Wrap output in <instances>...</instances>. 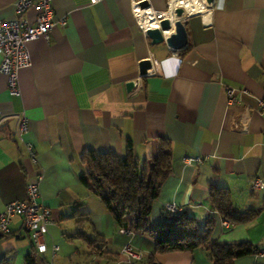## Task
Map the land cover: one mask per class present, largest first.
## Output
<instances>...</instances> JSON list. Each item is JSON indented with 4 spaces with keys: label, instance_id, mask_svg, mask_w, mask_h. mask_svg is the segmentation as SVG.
I'll return each mask as SVG.
<instances>
[{
    "label": "crops",
    "instance_id": "1",
    "mask_svg": "<svg viewBox=\"0 0 264 264\" xmlns=\"http://www.w3.org/2000/svg\"><path fill=\"white\" fill-rule=\"evenodd\" d=\"M142 1L167 9L168 0ZM16 2L0 0V21L17 17ZM132 4L54 0L55 20L66 18V24L58 23L50 41L29 43L32 64L19 72L21 96H11L0 72V212L25 199L28 182L38 175L52 211L48 251L37 252L22 217L15 216L11 235L0 238V263L28 264L32 253L35 264H214L202 248L153 255L151 239L132 229L133 236L121 233L124 227L82 182L89 171L82 161L86 152L123 158L131 142L140 163L171 149L172 170L154 202L152 224L165 219L170 202L201 222L214 215L213 242L248 244L235 264H264V189L251 188L254 178H264V0H224L223 6L214 0L202 12H187L182 19L189 43L181 50L152 44ZM36 14V8L28 12L31 20ZM173 54L182 64L169 79L162 62ZM145 58L159 64L139 78ZM130 81L135 86L128 90ZM226 85L237 90L239 102L228 103ZM22 112L37 164L15 136ZM187 156L202 161L188 165ZM212 186L230 190L238 209L258 216L224 225L210 205ZM128 243L136 257L122 251ZM53 244L60 246L56 256Z\"/></svg>",
    "mask_w": 264,
    "mask_h": 264
},
{
    "label": "trees",
    "instance_id": "2",
    "mask_svg": "<svg viewBox=\"0 0 264 264\" xmlns=\"http://www.w3.org/2000/svg\"><path fill=\"white\" fill-rule=\"evenodd\" d=\"M126 155L121 158L114 152L91 154L86 152L82 161L88 173L82 182L105 203L107 209L120 227L132 229L136 236L151 239L153 255L174 252L195 251L202 248L209 253L214 264H235L246 251L247 243L222 244L212 241L215 216L204 222L186 211H166L165 219L152 224L154 202L159 196L162 184L172 170V153L169 147L140 163L135 157L133 145L129 142ZM209 201L214 212L232 223H248L258 216L257 210L242 211L233 201L230 190L212 186ZM28 264H35L34 255H27ZM153 261V256L150 258ZM0 264H9L2 261ZM157 264V263H154Z\"/></svg>",
    "mask_w": 264,
    "mask_h": 264
},
{
    "label": "built area",
    "instance_id": "3",
    "mask_svg": "<svg viewBox=\"0 0 264 264\" xmlns=\"http://www.w3.org/2000/svg\"><path fill=\"white\" fill-rule=\"evenodd\" d=\"M101 1L103 0H90L91 4ZM178 1H181V4L173 5L172 0H168L167 9L165 11H158L150 6L149 3L144 4L142 0H133L132 13L136 23L147 36L146 32L151 26L145 24L146 18H149V23L153 21L156 23V27H160V22L165 18H172V14L174 17L176 15L175 10L179 7L183 8V2H186L187 0ZM197 1L201 5L199 12L206 10L208 4L203 0ZM53 2L54 0H17V17L13 20L0 21V53L2 56L0 72L8 77V87L11 96L17 97L22 94L19 72L21 69L29 67L32 64L29 43L37 38H44L46 41H50L53 29L58 23L63 25L66 24V18L59 22L55 20ZM32 8L37 9V14L33 20L28 16V12ZM187 14L188 13L184 9L182 17ZM150 59L153 67L149 74H151L155 69V66L159 64L157 59ZM141 77L142 76L139 78ZM224 91L229 104H235L240 101L238 92L235 88L226 85ZM261 105L264 107V100L261 101ZM16 116L17 127L15 136L17 140L25 144L29 156L32 161L37 164L38 157L35 147L25 139V135L29 131V118L25 112L18 113ZM4 120L5 117H3L0 122H3ZM201 161L202 158L200 156H187L183 158V162L188 165H193ZM42 178V175H38L35 181L28 182L26 198L9 202L6 204L3 211L0 212V238L11 235L12 230L10 225L12 219L15 216H21L24 227L31 235L37 252L41 254L48 251V225L52 222V211L44 203L40 192ZM251 188L254 191L264 189V178H254ZM165 210L176 214L181 212L182 208L176 203L170 202L165 204ZM224 225L228 226L229 222L225 220ZM120 232L128 236L134 235V232L127 228H123ZM59 250V245H52L51 252L53 256H56ZM122 251L136 257L129 243L124 246Z\"/></svg>",
    "mask_w": 264,
    "mask_h": 264
},
{
    "label": "water",
    "instance_id": "4",
    "mask_svg": "<svg viewBox=\"0 0 264 264\" xmlns=\"http://www.w3.org/2000/svg\"><path fill=\"white\" fill-rule=\"evenodd\" d=\"M206 4L212 3L214 0H203ZM175 16L173 18H165L160 22V27L148 28L146 34L151 39L152 44H159L166 42V44L174 50H181L187 47L189 43V36L186 26L183 22L182 16L184 9L179 7L175 10ZM174 27L173 32H167L164 34V30H168ZM152 61L150 58L141 60L139 64L140 76L144 77L150 73L152 69ZM135 86V82L130 81L127 83V89L131 90Z\"/></svg>",
    "mask_w": 264,
    "mask_h": 264
},
{
    "label": "clouds",
    "instance_id": "5",
    "mask_svg": "<svg viewBox=\"0 0 264 264\" xmlns=\"http://www.w3.org/2000/svg\"><path fill=\"white\" fill-rule=\"evenodd\" d=\"M224 0H220V5L223 6ZM182 61L178 55L173 54L172 56L166 58L162 65L166 69L164 75L166 78L172 79L174 78L181 67Z\"/></svg>",
    "mask_w": 264,
    "mask_h": 264
},
{
    "label": "bare ground",
    "instance_id": "6",
    "mask_svg": "<svg viewBox=\"0 0 264 264\" xmlns=\"http://www.w3.org/2000/svg\"><path fill=\"white\" fill-rule=\"evenodd\" d=\"M172 4H181V1L178 0H172ZM183 8L185 9L186 12L192 13V12H197L201 9V5L197 0H187L186 2H183ZM145 24L147 26L151 27H156L155 22H150L149 23V18H146Z\"/></svg>",
    "mask_w": 264,
    "mask_h": 264
}]
</instances>
